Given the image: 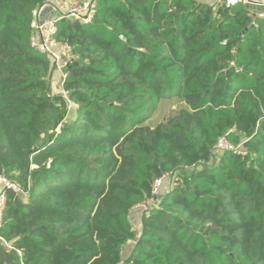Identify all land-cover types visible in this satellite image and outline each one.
Wrapping results in <instances>:
<instances>
[{
	"label": "trees",
	"instance_id": "1",
	"mask_svg": "<svg viewBox=\"0 0 264 264\" xmlns=\"http://www.w3.org/2000/svg\"><path fill=\"white\" fill-rule=\"evenodd\" d=\"M46 1L0 0V174L23 192L5 191L0 264H264V17L94 0L90 24L57 22L72 60L54 94L30 48Z\"/></svg>",
	"mask_w": 264,
	"mask_h": 264
},
{
	"label": "built area",
	"instance_id": "2",
	"mask_svg": "<svg viewBox=\"0 0 264 264\" xmlns=\"http://www.w3.org/2000/svg\"><path fill=\"white\" fill-rule=\"evenodd\" d=\"M215 2L226 7L234 6L238 3L252 5L257 8L260 6L264 7V0H215ZM47 10L54 11L56 15L53 18H41L42 12ZM95 14L96 3L94 0H48L42 7L32 12L30 48L37 54L46 56L51 61L53 71L60 74L61 83L66 78V68L72 60V48L56 40L57 22L67 19L82 25H88L94 19ZM253 17L263 18L264 12L256 13ZM215 151L218 153L233 151L238 154H245L240 146H232L225 138H220L217 141ZM168 178L169 176L165 175L158 179L152 187L151 197L135 208L141 207L144 213L157 208L163 195L164 182ZM6 190H11L15 194L23 193L13 182L3 174H0V229L6 201Z\"/></svg>",
	"mask_w": 264,
	"mask_h": 264
},
{
	"label": "rangeland",
	"instance_id": "3",
	"mask_svg": "<svg viewBox=\"0 0 264 264\" xmlns=\"http://www.w3.org/2000/svg\"><path fill=\"white\" fill-rule=\"evenodd\" d=\"M49 83H50L51 88H52L51 92L54 94H59L61 91V86H62L61 77H60L59 72L53 71V73L50 76ZM66 106H67V110H68L67 118L72 119L74 116V107L67 100H66ZM169 188H170V183L168 181L164 182L163 191L167 190ZM133 214L139 216V223H140L141 217L144 214L143 209L141 207L134 208ZM139 223H138V225H139ZM136 229L137 230L139 229V228H137V225H136ZM131 247L132 246H130L128 249H126L125 256L129 255V253L131 252Z\"/></svg>",
	"mask_w": 264,
	"mask_h": 264
},
{
	"label": "crops",
	"instance_id": "4",
	"mask_svg": "<svg viewBox=\"0 0 264 264\" xmlns=\"http://www.w3.org/2000/svg\"><path fill=\"white\" fill-rule=\"evenodd\" d=\"M205 1L208 2V3H210V4L216 3L215 0H205ZM55 15H56V14H55L54 11H52V10H47V11H45V12H42V14H41V18H53ZM166 191H167V190H164V191L162 192V194H164ZM133 211H134V209L131 210V212H130V219H131L133 225H134L135 227H136V225H137V228H139V225H138V223H139V216L133 214ZM139 224H140V223H139ZM136 230H137V229H136ZM138 230H140V228H139ZM128 248H129V247H128ZM128 248H127V249H128Z\"/></svg>",
	"mask_w": 264,
	"mask_h": 264
},
{
	"label": "water",
	"instance_id": "5",
	"mask_svg": "<svg viewBox=\"0 0 264 264\" xmlns=\"http://www.w3.org/2000/svg\"><path fill=\"white\" fill-rule=\"evenodd\" d=\"M244 9L251 11L253 13V16H255L256 13L259 12H264V7L260 6V7H254L252 5H243Z\"/></svg>",
	"mask_w": 264,
	"mask_h": 264
}]
</instances>
